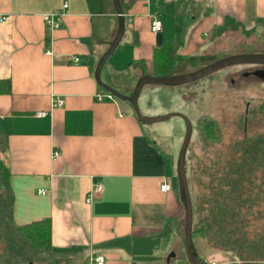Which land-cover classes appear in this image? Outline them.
Here are the masks:
<instances>
[{
	"label": "crops",
	"instance_id": "1",
	"mask_svg": "<svg viewBox=\"0 0 264 264\" xmlns=\"http://www.w3.org/2000/svg\"><path fill=\"white\" fill-rule=\"evenodd\" d=\"M119 2L123 34L100 80L127 84L123 94L143 74L136 60L149 71L153 49L165 42L181 56L170 73L177 74L191 70L184 63L222 57L264 32V0ZM45 14L58 25L44 22ZM151 20L159 31L150 32ZM116 23L112 0H0V157L9 173V226L15 232L32 221L50 223L49 249L39 257L30 252L28 264H94L95 255L102 264H174L168 257L184 253L172 153L129 103L111 93L114 100L95 98L109 93L93 73ZM92 181L102 189L86 202ZM163 181L170 190H159Z\"/></svg>",
	"mask_w": 264,
	"mask_h": 264
},
{
	"label": "trees",
	"instance_id": "2",
	"mask_svg": "<svg viewBox=\"0 0 264 264\" xmlns=\"http://www.w3.org/2000/svg\"><path fill=\"white\" fill-rule=\"evenodd\" d=\"M180 60L181 56L174 54L171 44L165 42L153 49L149 71L142 61L136 60V63H139L143 74L161 76L169 75ZM258 71H253V74L257 76ZM197 127V139L202 144L219 141L214 120L202 118ZM188 146L184 157L186 180ZM225 149L216 155L214 161L198 162L190 168L192 183L201 189L197 197L196 220L192 217V247L194 239L201 238L215 252L230 253L235 262L264 264V132L243 136ZM8 175L0 157V224L5 229L0 234L9 243L4 248L5 252L14 250L18 261L28 264L31 261L26 259L30 252L37 253L39 257L49 249L50 223L42 219L14 226L15 232L7 230L12 205ZM180 235L184 240L183 226ZM12 242L17 243L18 248H14ZM192 249L196 263L205 264L194 247ZM171 259L179 264H189L185 255L178 260L173 256Z\"/></svg>",
	"mask_w": 264,
	"mask_h": 264
},
{
	"label": "rangeland",
	"instance_id": "3",
	"mask_svg": "<svg viewBox=\"0 0 264 264\" xmlns=\"http://www.w3.org/2000/svg\"><path fill=\"white\" fill-rule=\"evenodd\" d=\"M245 42L228 48L226 52H222L223 56L264 52V32L256 38V41ZM220 55L218 54V56ZM214 59H203L194 66L191 65L193 63H184L180 66L187 68L185 64H188L189 69H191L189 71H192L210 63ZM176 67L174 68L176 71L184 69V67ZM258 70H264V67L245 64L232 65L182 85L148 84L142 88L143 91L141 90L142 93L140 92L137 98V107L143 116L153 117L178 113L188 118L191 124L190 143L188 144L186 157L189 168L187 186L194 221L197 217V197L201 189L198 188V185L196 186L192 183L190 177L191 166L206 160L214 161L217 158V154H221L226 150L225 147L227 145L241 140L243 136H254L264 132V79L253 74V71ZM114 77L118 78L117 75ZM118 81L121 82L122 80L118 79ZM113 87L119 92L128 89L125 83L121 87H117L115 84ZM202 118L215 121L219 141L211 144H202L198 141L197 122ZM143 124L147 128V133L156 141L158 146L163 151L172 153L176 165L179 146L185 130L183 120L176 115H170L164 119L143 122ZM181 220L183 223V212ZM1 227L2 225L0 224V233L3 234L5 229ZM7 230L13 232L10 227ZM1 234L0 254L5 252L6 249L4 248L9 245V243H6L8 240H5V237L2 238ZM194 243L195 252L204 260L205 264H242L239 261L235 262L230 253L215 252L207 245V241L204 239L195 238ZM11 244H13L14 248H18L17 243L12 242ZM176 253H178L175 254L176 257L178 255L179 257H184V253ZM171 261V257H168V262L170 263ZM0 264L20 263L14 250H10L8 253L5 252V255H0Z\"/></svg>",
	"mask_w": 264,
	"mask_h": 264
},
{
	"label": "water",
	"instance_id": "4",
	"mask_svg": "<svg viewBox=\"0 0 264 264\" xmlns=\"http://www.w3.org/2000/svg\"><path fill=\"white\" fill-rule=\"evenodd\" d=\"M114 12L116 14V31L113 39L109 43L107 49L101 54L99 57L95 69H94V79L96 83L111 93L115 98L121 101H125L130 104L136 119L139 122H151L164 119L170 115H176L180 117L185 125L183 139L179 146L176 165H175V173H176V184L177 189L180 195V199L182 202L183 208V238H184V255L189 264H197L194 258V252L192 247V239H191V226H192V207H191V199L187 186L186 174L184 169V157L187 145L191 136V124L185 116L178 113H171L162 116H153L147 117L140 114L137 107V98L140 94L142 88L148 84H160L166 86H176L182 85L185 83H189L195 80H198L202 77H205L219 69L232 66V65H258L264 66V52L258 53H241V54H232L222 56L220 58H216L208 64L197 68L192 71L177 73V74H169V75H161V76H153L150 74H142L140 75L134 82L133 87L131 88L128 94H123L111 86L105 84L100 80V71L102 66L104 65L107 57L114 51L116 46L118 45L124 29V17L122 15V9L120 6L119 0H112ZM257 76L264 79V70H259Z\"/></svg>",
	"mask_w": 264,
	"mask_h": 264
},
{
	"label": "built area",
	"instance_id": "5",
	"mask_svg": "<svg viewBox=\"0 0 264 264\" xmlns=\"http://www.w3.org/2000/svg\"><path fill=\"white\" fill-rule=\"evenodd\" d=\"M66 8H67V3L63 2L62 5H61V8H60V10H61L60 13H59L60 16H61L62 13L65 12ZM1 19H3V18H1ZM43 20H44V22H46L51 27H56L58 25V22H57L58 20L57 21L52 20V16L51 15H48V14L43 15ZM129 20L130 19L128 18L127 21H129ZM149 30L152 33H155L157 31H159L160 30L159 23L156 20H151L150 24H149ZM103 97H105L108 100H114V97L110 93H107V92L105 94L98 93V94L95 95V98L97 100H102ZM60 102H61L60 100H57L55 103L56 104H60ZM36 114L41 116V115H44V112H37ZM54 154H56V153L54 152ZM101 189H102V185H101L100 182L92 181V183L89 186L88 193H87V196L85 198V201L88 202L90 200V198L93 195L99 193L101 191ZM170 189H171V185H170V183H168L166 181L161 182L160 185H159V190L161 192H165V191H168ZM38 192L43 194L45 192V190L44 189L38 190ZM93 262H94V264H102L103 263L102 255H95L94 258H93Z\"/></svg>",
	"mask_w": 264,
	"mask_h": 264
}]
</instances>
